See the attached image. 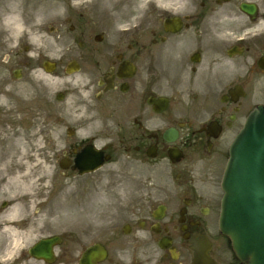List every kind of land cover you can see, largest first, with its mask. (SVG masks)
I'll return each mask as SVG.
<instances>
[{
	"label": "flooded vegetation",
	"instance_id": "af4514ba",
	"mask_svg": "<svg viewBox=\"0 0 264 264\" xmlns=\"http://www.w3.org/2000/svg\"><path fill=\"white\" fill-rule=\"evenodd\" d=\"M46 21L61 54L37 69L55 63L76 84L60 95L73 93L85 112L61 143L62 174L91 206L47 234L61 236L52 264H82L92 247V264H247L218 228L220 179L231 140L264 105V0H0V63L10 64V80L31 68L21 54L35 47L25 41ZM13 149L6 143L0 155ZM84 150L103 164L80 174ZM12 164L0 166L1 187ZM123 169L137 188L100 218L99 177L112 183ZM27 226L33 221L8 223L14 232ZM35 243L13 264H50L30 253Z\"/></svg>",
	"mask_w": 264,
	"mask_h": 264
},
{
	"label": "rangeland",
	"instance_id": "374dc122",
	"mask_svg": "<svg viewBox=\"0 0 264 264\" xmlns=\"http://www.w3.org/2000/svg\"><path fill=\"white\" fill-rule=\"evenodd\" d=\"M50 24H52L50 21H46L42 26L37 24L36 29L43 27L44 31L39 30L41 34L35 35V38L30 35L28 41H25L33 44L35 54L29 57L25 53L21 54L28 58L30 67H33V70L31 68L25 70L23 78L10 80L11 77L5 70L10 64L3 62L2 66L0 63V97H4V104L0 105V148H6V143H11L16 151L14 142L21 136L27 151L25 157L21 158V163L17 158L12 161L13 172H21V179L29 182L28 189L31 193L23 197L27 209L25 207L26 211L19 218L20 224L29 223L30 220L34 223L33 233L25 242L26 247L33 240L49 233H63L72 217L80 216L79 212L84 214L91 209V206L87 207L84 203L83 195L86 191L80 190V183L76 178L63 176L58 166L66 127L77 126L85 112L84 106L75 103L73 93L62 101L56 99L57 92L66 90L67 86L71 88L70 92L76 88L73 80L68 81L61 69L50 74L37 69L45 59L58 60L61 54L60 35L49 30ZM20 32L24 33L25 30L21 27ZM25 42L21 40V44L24 45ZM38 52H42V55ZM17 93H20V96H17ZM26 165L30 167L28 174L24 173ZM99 179L93 198L98 215L102 218L107 216L105 212L115 210L111 207L112 201L116 202L117 207L119 205L117 201L137 188V180L129 176L125 170L112 183L101 175ZM145 188L149 189L151 185L146 184ZM13 189L12 194V191L0 186V210L3 200L14 204L20 190L17 192L16 185ZM32 195L43 202L37 210L29 212ZM30 214L33 215L31 219L24 218ZM46 223L49 224L48 228H45ZM76 225L81 226V223ZM82 225L85 223L82 222ZM103 226L105 225L100 224V227ZM7 238V232L0 233L1 254H4L9 245ZM21 250L23 249H19L13 255L11 264L21 255Z\"/></svg>",
	"mask_w": 264,
	"mask_h": 264
},
{
	"label": "water",
	"instance_id": "95a60500",
	"mask_svg": "<svg viewBox=\"0 0 264 264\" xmlns=\"http://www.w3.org/2000/svg\"><path fill=\"white\" fill-rule=\"evenodd\" d=\"M222 188L221 232L242 260L264 264V107L256 108L233 141ZM55 242L43 239L35 248L49 258Z\"/></svg>",
	"mask_w": 264,
	"mask_h": 264
},
{
	"label": "bare ground",
	"instance_id": "6f19581e",
	"mask_svg": "<svg viewBox=\"0 0 264 264\" xmlns=\"http://www.w3.org/2000/svg\"><path fill=\"white\" fill-rule=\"evenodd\" d=\"M17 96H20V93L16 94ZM0 104H4V97H0ZM15 147L17 148L16 151L13 149L12 151H7V155L2 157L0 155V166L1 164H7L9 161H13V159L17 158L19 162L21 163V158L25 157L27 151H25L24 144L22 143L21 136L17 137L14 142ZM19 148V150H18ZM25 174L29 173L30 167L28 165L25 166ZM3 173L5 174V170L3 169ZM8 176V177H7ZM5 178V183L3 187H6L10 191H12V194L14 192V186L16 185V190L18 192L17 197L15 198L14 204L6 210L3 213H0V228L1 232H7L13 229L8 227V223L10 222H17L20 218V216L24 213L25 207L27 209V204L24 203L23 197L27 194H31L29 192V182L26 181V179L22 180L21 172H14L8 174ZM22 180V181H21ZM20 188V189H19ZM15 196V195H13ZM31 202L29 204V212H33L38 209V206L43 202L40 200H37L34 198V196H31ZM65 210V209H64ZM32 215H25V219H31ZM31 226H27L26 230L23 232H14V238L12 242L6 247L4 254L0 253V264H10L13 258V255L19 251L20 248L25 246V242L29 239V237L32 235Z\"/></svg>",
	"mask_w": 264,
	"mask_h": 264
}]
</instances>
